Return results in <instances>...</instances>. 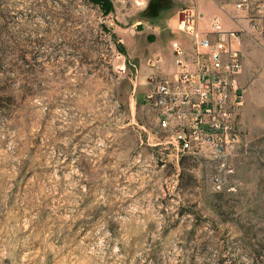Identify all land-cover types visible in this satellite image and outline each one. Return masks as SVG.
<instances>
[{
	"label": "rangeland",
	"instance_id": "obj_1",
	"mask_svg": "<svg viewBox=\"0 0 264 264\" xmlns=\"http://www.w3.org/2000/svg\"><path fill=\"white\" fill-rule=\"evenodd\" d=\"M111 1L0 0V264H264V26L244 25L236 182L217 190L160 130L156 42L134 30L192 3Z\"/></svg>",
	"mask_w": 264,
	"mask_h": 264
},
{
	"label": "built area",
	"instance_id": "obj_2",
	"mask_svg": "<svg viewBox=\"0 0 264 264\" xmlns=\"http://www.w3.org/2000/svg\"><path fill=\"white\" fill-rule=\"evenodd\" d=\"M210 1L219 12L204 21L195 3L178 11L177 29L184 36L171 44L176 71L152 73L145 100L174 150L201 156L215 167L210 181L220 190L236 182L242 141L244 25L264 26V0ZM162 60L157 55L151 62Z\"/></svg>",
	"mask_w": 264,
	"mask_h": 264
},
{
	"label": "crops",
	"instance_id": "obj_3",
	"mask_svg": "<svg viewBox=\"0 0 264 264\" xmlns=\"http://www.w3.org/2000/svg\"><path fill=\"white\" fill-rule=\"evenodd\" d=\"M192 4H196L199 12L203 13L204 18L202 21L208 19L213 13L219 12L217 6L210 0H189ZM191 5V4H190ZM146 6L151 8H161L164 10L168 8V0H147ZM160 10V9H159ZM158 10V11H159ZM171 10L168 15L156 14L149 15L147 14L144 18L137 20L135 25V31L141 32L145 36V38L153 39L156 42L155 46V54L162 55V62L159 65L158 71L164 74L172 75L176 71V64L173 60V55H170L171 58L167 59L163 56L164 45H167L172 52L171 42L166 43L167 37L170 33H174V35L178 32L177 23H178V11ZM229 25V24H228ZM181 38H183V34H179ZM174 39V38H173ZM161 41V42H160ZM173 41V40H172ZM154 42V43H155ZM165 42V43H164ZM167 54V53H166Z\"/></svg>",
	"mask_w": 264,
	"mask_h": 264
},
{
	"label": "trees",
	"instance_id": "obj_4",
	"mask_svg": "<svg viewBox=\"0 0 264 264\" xmlns=\"http://www.w3.org/2000/svg\"><path fill=\"white\" fill-rule=\"evenodd\" d=\"M98 3L104 14H109L114 10L113 2L111 0H91Z\"/></svg>",
	"mask_w": 264,
	"mask_h": 264
}]
</instances>
